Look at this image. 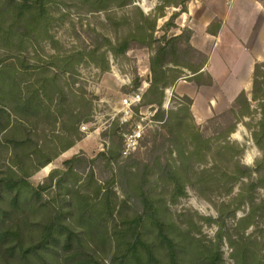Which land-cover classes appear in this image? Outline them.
Here are the masks:
<instances>
[{
    "label": "rangeland",
    "instance_id": "1",
    "mask_svg": "<svg viewBox=\"0 0 264 264\" xmlns=\"http://www.w3.org/2000/svg\"><path fill=\"white\" fill-rule=\"evenodd\" d=\"M180 1L172 0L175 4ZM134 2L130 6V0H54L47 5L48 32L39 33L36 41H28L20 51L22 53H17L12 49L14 47H0V72L5 73L7 79L4 86L6 99L0 102V179L16 173V178H23L34 188L49 186L40 194L24 189L18 202L14 201L15 192H1L0 264L25 262L19 247L34 246L45 236L49 237V243L33 257L34 264H77L87 257H92L98 264H130L125 259V246H117L119 232L129 227L130 216L140 208L136 206V188L150 186L158 179L160 162L175 166L178 161L170 142V125L166 127L168 114L164 119L160 118L159 107L149 105L144 98L152 82L150 66L157 45L144 47L132 41L131 48L124 54L113 55L109 51L107 40L117 44L130 36L137 24L149 27L140 23L143 20L141 11L153 16L157 6L162 5L158 0ZM165 11L166 16L157 22L154 35L157 39L180 32L179 16L174 20L176 28L166 26L180 8L172 6ZM216 25L218 23L214 28ZM242 42L251 49L258 40L253 36ZM189 46L190 43L183 41L180 54L170 58L180 66L168 65L169 75L181 77L165 90L161 110L179 113L183 124L173 131L180 133L191 147L193 137L189 126L193 123L186 111H180L188 96L177 91L175 86L181 82L190 93L196 88L203 90L201 83L209 84L211 80L205 73L194 77L190 71L205 65L208 56ZM96 48L97 55L91 57L89 53ZM103 52L106 53L107 69H103L100 57ZM72 53H83V59L76 63L75 70L64 72L61 60ZM218 57L213 67L222 71ZM80 59L81 56H77L76 60ZM53 78L55 95L48 98L41 86ZM138 79L141 85L135 90ZM35 90L39 92L40 107L26 117L20 114L19 106L28 91ZM137 91L142 93V101L132 106V117L128 115L129 122L122 125L123 100ZM244 92L251 100V82L246 84ZM234 105L214 114L204 124L200 125L194 119L203 137L212 142L200 163L196 157L187 161L186 194L173 198V186L166 184V179L155 185L152 192L162 200L164 219L172 224L174 232L189 231L200 247L218 248L224 264H240L237 255L240 247L254 253L257 261L261 259L264 264V185L254 190L246 187L251 181L264 179V166L251 180L240 181L228 196L209 192L202 196L190 185L196 182L203 169L217 174L227 167L232 170V153L221 158L219 169L212 170L215 166L211 156L227 137L234 145L244 147L234 160L253 169L262 160L263 152L252 135L261 118L256 104L253 103V114L245 118L240 116L243 107L237 106L232 113ZM153 112H156L154 117ZM142 117H148L142 122L146 133L138 149L124 157L120 134L140 122ZM175 121L176 118L171 124ZM232 126H235L233 133L227 134ZM71 143L74 146L63 152ZM103 153L107 155L103 156ZM74 157H79L76 169L68 172L64 163ZM49 158L54 159L53 162L42 168ZM53 171L56 173L49 181ZM242 192L244 198H239ZM85 202L96 217V223L91 227L80 222L79 215L86 208L82 205ZM66 227L77 237L73 242H83L81 249L84 252L67 248V235L63 232ZM143 232V239L154 248L162 263L167 264V253L155 228L148 223ZM190 252L183 254L185 264L195 260L192 247Z\"/></svg>",
    "mask_w": 264,
    "mask_h": 264
},
{
    "label": "trees",
    "instance_id": "2",
    "mask_svg": "<svg viewBox=\"0 0 264 264\" xmlns=\"http://www.w3.org/2000/svg\"><path fill=\"white\" fill-rule=\"evenodd\" d=\"M2 1L3 2L0 3V47H6L7 49L14 47L12 49L17 50V53H22L20 51L25 48V44L28 41H36L39 33L48 32L47 27L48 24H50V16L47 5L52 3L54 0ZM158 1L161 2L162 5L157 6L155 15H146L141 11L143 20L140 23H145L149 25V27L137 24L136 30L134 32H130V36H128L122 42L117 44H113L109 40H107V42L109 45V51L113 55L126 53L129 47L131 48L132 41H137L144 47H152L153 45H157L155 48V54L151 59L150 66L153 75L152 82L149 90L144 95V98L147 99L146 102L149 105H157L159 107L158 116L160 118L164 119V116L168 114L169 117L166 122V127H169L170 125V142L171 146H173L174 150H176L178 161L176 162L175 166H172L169 163H159L158 161V179L154 182L152 181L150 186L140 185L138 188H136L138 191L136 206L140 208H138L139 210L135 211L133 216H130V223L128 224L129 227L119 232L120 242H118L117 247L121 248L122 244L125 246V259L126 261H130V264H163L159 255L156 254L154 248L143 239V235L145 234L143 230L147 228V224L149 223L155 228L158 238L164 246V251L167 253V264H185L186 258L183 254L191 253L190 247H192V253L194 254L195 260L193 262L188 261L187 264H224L221 252L218 248L212 250L200 247L198 243L195 244L197 241L195 238L191 237L189 231H184L181 233L174 232L172 224L164 219L162 200L159 198V196L154 195L152 192L155 185H157L159 182H165L166 179V184L173 186V198L184 196L186 194V184L188 183L186 179L187 161H191L194 157H196V159H198L197 161L200 163L206 156V152L211 149L212 142L211 139H206L203 137L200 129L196 125L191 112V105L193 101L190 98H184L186 104L180 109V111H186L190 115L193 123L191 126H189L193 137L191 147L187 146L185 139L180 133L173 131L175 129H180L183 124L179 118V113H175L173 111L167 113L165 110H161L163 106L165 90L173 86L181 77L180 75H175L172 77L169 75L171 70L168 68V65L173 63L175 66H180L179 63L171 61L170 58L172 56L176 58L180 54L182 51L180 45L183 41L190 43L193 32L189 29H186L178 36L168 37L165 34L161 38H155L154 35L157 29V22L160 18H164L166 16L165 10L172 6L175 8H180V11L174 13L166 23V26H172L176 28L174 20L181 13L187 11V4L190 0H181L179 4H175L172 2V0ZM134 3V0H130V6H132ZM189 48L194 50L192 49V46H189ZM97 52L98 48L90 52L89 55L91 57H95ZM77 56H81V59L76 60ZM82 56H84L83 53H72L71 55L64 57L61 60L63 71L68 72L70 70H75L76 63L82 61ZM100 57L103 60V69H107L108 62L106 59V53H101ZM203 66L190 69L192 74H194V77L200 75V71ZM4 74L2 71L0 72V102L6 99L4 86L7 79L5 78L6 76ZM210 80L211 81L209 85L212 84V78H210ZM46 81H48V79H46ZM53 81L55 82V78H53L50 83L44 82L41 86L45 96H48V98L51 95H55V91H53ZM140 85L141 81L139 79L136 80L134 89H139ZM38 93L39 92L37 90L31 92L28 91V96H26L22 102V105L19 106L21 111L20 114H23L27 117L28 115H33L38 110L40 107L37 97ZM253 103H255L257 106L256 111L259 110L261 115L260 121L256 125L252 135L254 142L263 152L262 160L258 162L255 169L242 164L239 160H234V158H238V156L244 151V147L234 145L230 142L229 137H227L225 141L216 146L215 153L213 156H211L215 166L212 168V170L217 168L219 169L221 158L228 154L230 155L231 153L230 160L232 161V170L227 167L225 170H220L219 174L215 172L211 173L210 171L204 169L199 171V177L197 178L196 182L190 185H192L200 193V195L205 196V194L209 192L217 193L219 195L225 194L228 196L233 193L234 187L240 183V181L244 179L251 180L253 175L255 173H259L261 168L264 166V61L257 62L255 64L252 78V99L249 100L247 94L242 91L236 98L234 102L235 105L231 111L232 113H235L237 106L241 108L243 107L242 109H244V112L241 113L240 111V116L243 118L249 117L253 114ZM175 118L176 121L174 124H171V121ZM77 121L80 122V120ZM0 125H2L1 117ZM234 128L235 126H232L227 134L233 133ZM120 141L122 153V134H120ZM73 146L74 144L71 143L66 147V149H64L63 152H66ZM102 155L106 156L107 154L103 153ZM53 160L54 159L52 158L47 159L46 162L42 164V168L48 166L53 162ZM78 161L79 157H74L64 163L68 172L75 171V165ZM55 173L56 172L53 171L50 174L48 178L49 181L53 180ZM16 177L17 175L15 173L14 176L0 179V194L3 190L11 193L15 192V202L19 201L24 189H29L34 191L35 194H40V191H45L49 187L47 185H41L38 188H34L23 178ZM262 185H264V179L251 181L250 184L246 185V187L248 190H254L258 187H262ZM239 198H244L243 192L240 194ZM82 205L86 206V208L82 209L83 211L79 215L80 222H82L85 226L91 227L96 223V217L90 213L89 208H87L90 206H88L87 202ZM248 217L242 221L246 222ZM63 232H65L67 235V242H65L67 248L76 249L78 252H84L81 249L83 247V242H80V240H78L79 242H73L77 237L72 230L66 227L63 229ZM48 241L49 237L45 236L41 242L34 246H20V252L26 260L20 264H34L33 257L40 253V251L47 248L49 243ZM75 244L79 245L75 246ZM195 247H197V249ZM237 255L240 259V264H262L261 259L257 261L255 254L244 247L239 248ZM77 264L98 263L92 257H87L85 260L77 262Z\"/></svg>",
    "mask_w": 264,
    "mask_h": 264
},
{
    "label": "crops",
    "instance_id": "3",
    "mask_svg": "<svg viewBox=\"0 0 264 264\" xmlns=\"http://www.w3.org/2000/svg\"><path fill=\"white\" fill-rule=\"evenodd\" d=\"M179 19L180 32L174 36L187 27L193 32L191 46L208 56L200 75H209L211 85L201 83L203 90L196 88L190 93L181 82L175 86L193 101L191 112L201 125L221 110L231 108L246 84L252 83L255 64L264 61V0H190ZM215 23L218 25L214 28ZM253 36L258 43L249 49L242 41ZM216 57L222 71L213 67Z\"/></svg>",
    "mask_w": 264,
    "mask_h": 264
},
{
    "label": "built area",
    "instance_id": "4",
    "mask_svg": "<svg viewBox=\"0 0 264 264\" xmlns=\"http://www.w3.org/2000/svg\"><path fill=\"white\" fill-rule=\"evenodd\" d=\"M143 98V95L140 91L135 92L132 96L125 98L123 100L122 106L124 108V116L122 118V125H125L126 123H128V119L127 116L129 115L130 117H132L130 115V113L132 112V106L133 105H138L141 103ZM156 112H153L151 115L152 117L155 116ZM148 117L141 118V121L138 122L137 124L131 126L130 129L124 130L121 134H122V138H123V150H122V155L124 157H128L130 155H132V153H134L139 145L140 142L143 139L145 132V128L142 124V122L144 120H146ZM153 122V120H152ZM85 130V128H83Z\"/></svg>",
    "mask_w": 264,
    "mask_h": 264
}]
</instances>
